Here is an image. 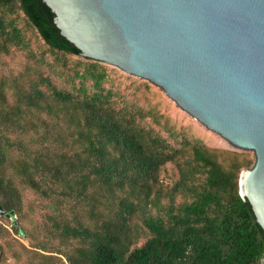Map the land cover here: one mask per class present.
<instances>
[{
	"label": "trees",
	"instance_id": "1",
	"mask_svg": "<svg viewBox=\"0 0 264 264\" xmlns=\"http://www.w3.org/2000/svg\"><path fill=\"white\" fill-rule=\"evenodd\" d=\"M12 51L25 62L0 71V205L22 219L21 189L47 202L43 240L0 225L30 240L15 264H262L264 231L239 193L254 158L211 149L122 95L42 0H0V61Z\"/></svg>",
	"mask_w": 264,
	"mask_h": 264
},
{
	"label": "water",
	"instance_id": "2",
	"mask_svg": "<svg viewBox=\"0 0 264 264\" xmlns=\"http://www.w3.org/2000/svg\"><path fill=\"white\" fill-rule=\"evenodd\" d=\"M42 1L83 57L157 86L232 149L253 153L239 193L264 231V0ZM0 217L18 225L1 205Z\"/></svg>",
	"mask_w": 264,
	"mask_h": 264
},
{
	"label": "rangeland",
	"instance_id": "3",
	"mask_svg": "<svg viewBox=\"0 0 264 264\" xmlns=\"http://www.w3.org/2000/svg\"><path fill=\"white\" fill-rule=\"evenodd\" d=\"M25 59L17 52L12 51L9 55L3 56L0 61V71L4 74H13L23 69ZM106 65V64H105ZM108 67L111 85L121 92L124 96H130L136 100L140 106H145L158 111L169 119L170 124L176 130H183L191 138L199 140L211 149L229 150L238 153L239 158H254L253 153L249 151H240L232 149L229 144L219 135L206 129L197 120L192 118L186 112L182 111L164 92L157 86L148 82V88L143 87V80L127 75L120 70L106 65ZM32 135V134H31ZM27 138H29L27 136ZM174 176V167L172 164H166L160 171L159 178L165 184L171 183ZM15 183L18 184L17 181ZM24 204V214L26 218L20 219L17 214L18 226L24 227L30 231V235L35 240L46 238L45 232L41 228L40 208L47 202L40 199L37 195L27 189H21ZM30 209V211H28ZM11 220L0 217V225L7 230L11 229ZM23 244L31 249L30 240L20 236H12L6 231H0V249L3 250V258L7 264H15L14 253L19 254L21 248L18 244ZM53 244L56 242L51 241ZM24 262V256L20 257L19 263Z\"/></svg>",
	"mask_w": 264,
	"mask_h": 264
}]
</instances>
